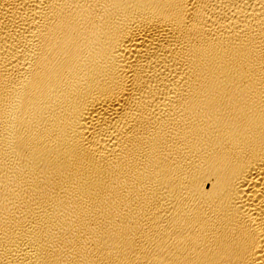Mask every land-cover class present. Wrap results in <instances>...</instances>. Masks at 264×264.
Masks as SVG:
<instances>
[{
  "label": "bare ground",
  "instance_id": "obj_1",
  "mask_svg": "<svg viewBox=\"0 0 264 264\" xmlns=\"http://www.w3.org/2000/svg\"><path fill=\"white\" fill-rule=\"evenodd\" d=\"M0 264H264V0H0Z\"/></svg>",
  "mask_w": 264,
  "mask_h": 264
}]
</instances>
